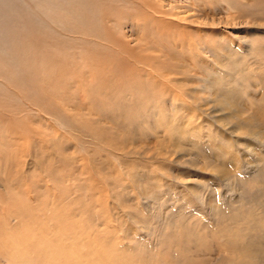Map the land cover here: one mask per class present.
Wrapping results in <instances>:
<instances>
[{"label":"rangeland","instance_id":"obj_1","mask_svg":"<svg viewBox=\"0 0 264 264\" xmlns=\"http://www.w3.org/2000/svg\"><path fill=\"white\" fill-rule=\"evenodd\" d=\"M262 176L264 0H0V264H242Z\"/></svg>","mask_w":264,"mask_h":264},{"label":"bare ground","instance_id":"obj_2","mask_svg":"<svg viewBox=\"0 0 264 264\" xmlns=\"http://www.w3.org/2000/svg\"><path fill=\"white\" fill-rule=\"evenodd\" d=\"M247 125L250 126L249 122L247 123ZM260 196H261V194H260ZM256 216L257 217H255L254 215L248 216L247 219L252 221L251 224H250L251 225L250 226V230H249V232H247V230H245V232H242L241 236L244 234V239L242 240L241 243H239L238 246H236V248L233 247V248H235L234 250L242 248V252H243L244 256H246V260H243V261L239 262V263H242V264H264V202H261L259 204V209H258V212H257ZM235 232L236 233H234L232 231V233H234L233 235L237 236V231H235ZM224 233H227V235L230 234L228 231H223V234ZM209 245H210V243H209ZM203 247H204V245H203ZM228 247H230V246H228ZM209 249H210V247H209Z\"/></svg>","mask_w":264,"mask_h":264}]
</instances>
